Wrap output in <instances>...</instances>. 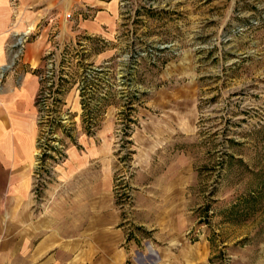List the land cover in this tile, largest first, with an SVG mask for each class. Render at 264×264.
I'll list each match as a JSON object with an SVG mask.
<instances>
[{
    "label": "rangeland",
    "instance_id": "rangeland-1",
    "mask_svg": "<svg viewBox=\"0 0 264 264\" xmlns=\"http://www.w3.org/2000/svg\"><path fill=\"white\" fill-rule=\"evenodd\" d=\"M20 2L9 0L14 17ZM28 33L4 41L0 96L36 39ZM45 47L31 81L38 204L73 149L105 144L136 242L127 264H264V0H117L100 35L50 36ZM149 155L159 192L184 193L171 198L174 240L154 242L151 261L144 240L160 230L136 224L135 194L147 182L137 164Z\"/></svg>",
    "mask_w": 264,
    "mask_h": 264
},
{
    "label": "crops",
    "instance_id": "crops-1",
    "mask_svg": "<svg viewBox=\"0 0 264 264\" xmlns=\"http://www.w3.org/2000/svg\"><path fill=\"white\" fill-rule=\"evenodd\" d=\"M116 11L117 0H21L14 17L9 0H0V52L10 35L29 31L36 38L26 45L23 64L15 78H7L0 96V264H127L134 258L136 242L127 237L126 220L116 205L114 161L107 145L102 150L93 143L83 152L73 149L56 169L57 181L45 202L38 204L32 195L37 127L31 81L39 80L34 69L48 49V38L65 42L79 33L100 35L114 24ZM26 67L32 71L26 73ZM153 156L139 159L138 178L144 176L147 182L135 186L140 191L135 194L143 193V199H137L138 220L149 213L136 224L160 230L144 240L150 252L141 255L150 261L158 256L154 242L174 240L171 217L178 205L171 198L184 194L173 186L162 194L150 182L159 179L152 173ZM171 173L163 176L169 183L174 180Z\"/></svg>",
    "mask_w": 264,
    "mask_h": 264
},
{
    "label": "built area",
    "instance_id": "built-area-1",
    "mask_svg": "<svg viewBox=\"0 0 264 264\" xmlns=\"http://www.w3.org/2000/svg\"><path fill=\"white\" fill-rule=\"evenodd\" d=\"M11 1H12L13 5H14V3L16 4L18 2V0H11ZM70 17H71V15H68V18H70Z\"/></svg>",
    "mask_w": 264,
    "mask_h": 264
}]
</instances>
